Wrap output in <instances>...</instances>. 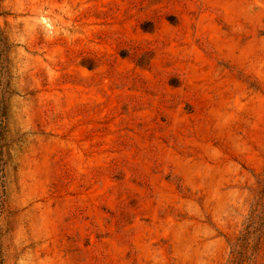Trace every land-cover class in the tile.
Returning <instances> with one entry per match:
<instances>
[{"label": "rangeland", "instance_id": "374dc122", "mask_svg": "<svg viewBox=\"0 0 264 264\" xmlns=\"http://www.w3.org/2000/svg\"><path fill=\"white\" fill-rule=\"evenodd\" d=\"M0 264H264V0H0Z\"/></svg>", "mask_w": 264, "mask_h": 264}, {"label": "bare ground", "instance_id": "6f19581e", "mask_svg": "<svg viewBox=\"0 0 264 264\" xmlns=\"http://www.w3.org/2000/svg\"><path fill=\"white\" fill-rule=\"evenodd\" d=\"M46 220H48L49 222H52V223H56L57 222V216L54 213H49L46 216Z\"/></svg>", "mask_w": 264, "mask_h": 264}]
</instances>
